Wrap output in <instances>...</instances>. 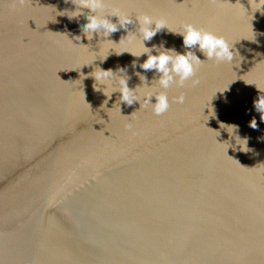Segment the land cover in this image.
<instances>
[{
    "label": "water",
    "instance_id": "obj_1",
    "mask_svg": "<svg viewBox=\"0 0 264 264\" xmlns=\"http://www.w3.org/2000/svg\"><path fill=\"white\" fill-rule=\"evenodd\" d=\"M105 3L133 17L113 43L139 38L135 17L148 14L176 31L211 30L238 54L218 63L193 48L199 84L161 89L160 73L140 67L146 54L117 55L105 38H85V16L56 15L71 0H0V264H264V120L253 103L256 86L264 94V11L242 14L249 0ZM74 35L81 44L67 42ZM142 43L185 51L167 28ZM97 66L124 68L129 88L166 91L169 109L119 108L118 92L101 106L81 75ZM220 122L239 126L248 152L215 141L214 130L229 140Z\"/></svg>",
    "mask_w": 264,
    "mask_h": 264
},
{
    "label": "clouds",
    "instance_id": "obj_2",
    "mask_svg": "<svg viewBox=\"0 0 264 264\" xmlns=\"http://www.w3.org/2000/svg\"><path fill=\"white\" fill-rule=\"evenodd\" d=\"M71 2L75 5L71 10H60L56 12V15H64L69 19L78 15L85 16L86 22L81 25V32L85 38L91 40L94 34L97 37L105 38L100 42L108 46V51L109 49L114 50L117 55H120L122 52H129L134 56L146 54V59L141 63L140 67L145 70L155 69L160 73L159 79L155 82L161 89H168L173 85L182 88L187 81H190L192 86L199 84L200 81L196 77V71L204 60L197 56L196 52L192 50L193 48H198L207 60H214L218 63H233L234 58L236 59L238 54L232 43L226 40L224 36L218 35L211 30L196 27L191 23H185L179 31H176L168 25L165 19L156 18L148 14H138L135 17V22L138 24V32L140 33L139 38L134 33H129L126 37H122L118 43H113L107 37L112 32L117 31L118 27L126 28L128 24L133 23L131 15L121 11L119 8H113L105 12V0H71ZM249 6L250 10H246L243 7L241 11L242 14L250 15L252 20L254 12L264 11V0H249ZM83 9H88L89 11L83 12ZM111 17H116V22H113ZM162 28H167L182 36V43L185 48L184 52H175L174 50H164L161 48L157 54H152L150 49L143 45V40H150ZM66 39L69 44H81L80 35H74L71 38L66 37ZM134 41L138 44V48L133 43ZM125 42L133 45V47L122 50H117L113 47L114 45H123ZM99 50L98 48L97 51ZM106 57L107 55L101 61L106 59ZM123 72L124 68H118L114 72L112 69H103L97 66L92 72L88 74L81 73V75H83V78L85 75H88L94 79L93 89L101 92L106 97L104 103L101 105L103 107L107 104L108 99H111L112 94L118 92L120 95L113 105L118 104L119 108L121 102L127 105L138 102L140 107H150L152 112L157 116L169 109L170 102L166 91H153L150 90L151 87H148L149 90H142L139 86L129 88L128 77L126 75H117V73ZM140 78L141 80L144 79L143 76ZM256 88L260 94L253 103L255 109L261 114V119L264 120V94H262V90L259 87L256 86ZM153 97H155L154 103L151 102V98ZM172 100L175 103L183 104L185 102V95L181 93L173 97ZM206 107L209 109L207 115L204 114ZM202 113L207 117V120L210 116H215L212 107L209 108L208 106L202 109ZM249 126L253 129L257 127L254 118L249 122ZM219 127L228 134L229 140L218 142L217 137L221 133L219 130H214L216 133L215 141L219 144L226 143V152L229 148L240 152L249 151L248 138L239 135L238 125L220 122ZM230 140H234L235 143H231Z\"/></svg>",
    "mask_w": 264,
    "mask_h": 264
}]
</instances>
